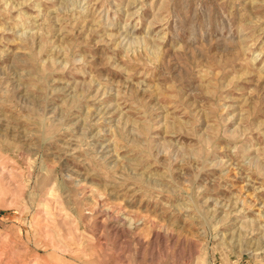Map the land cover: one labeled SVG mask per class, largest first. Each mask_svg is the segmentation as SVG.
<instances>
[{
	"label": "rangeland",
	"instance_id": "374dc122",
	"mask_svg": "<svg viewBox=\"0 0 264 264\" xmlns=\"http://www.w3.org/2000/svg\"><path fill=\"white\" fill-rule=\"evenodd\" d=\"M0 264H264V0H0Z\"/></svg>",
	"mask_w": 264,
	"mask_h": 264
}]
</instances>
